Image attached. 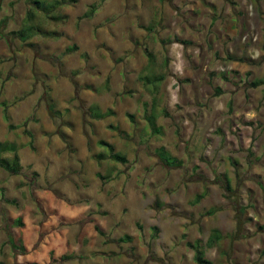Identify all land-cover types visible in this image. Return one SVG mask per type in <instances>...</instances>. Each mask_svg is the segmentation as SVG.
Instances as JSON below:
<instances>
[{
    "label": "rangeland",
    "instance_id": "374dc122",
    "mask_svg": "<svg viewBox=\"0 0 264 264\" xmlns=\"http://www.w3.org/2000/svg\"><path fill=\"white\" fill-rule=\"evenodd\" d=\"M256 81L264 0H0V264H264Z\"/></svg>",
    "mask_w": 264,
    "mask_h": 264
},
{
    "label": "trees",
    "instance_id": "16d2710c",
    "mask_svg": "<svg viewBox=\"0 0 264 264\" xmlns=\"http://www.w3.org/2000/svg\"><path fill=\"white\" fill-rule=\"evenodd\" d=\"M40 8H42L45 13V12H48L51 7L42 5V7ZM51 18H55V17L53 16ZM37 35L43 36V37L50 36V34L46 33V31H44L39 25H36L33 23V15L31 12H29L25 25L22 27L20 31H18V33H16V36L18 39L23 40L25 38H29V37L37 36ZM162 80H163V76H154V77L146 76L143 79L144 81L143 84L146 85V87L149 86V88H155L160 82H162ZM259 84H264V82L256 81V82L251 83L252 86H257ZM91 114L94 119H103L106 116H108V113H101L98 109L94 107L91 109ZM145 118H146V122L152 128V130L156 131L157 129H155L154 127V123H155L154 115L148 114L146 115ZM24 133L28 137H31V134L28 130H25ZM99 144L108 149L109 156L112 160L117 161V162H124L125 159L122 155H120L119 153H113L111 145L104 143V142H100ZM7 153H11L12 158L4 156V154H7ZM0 169H2L3 171L7 172L10 175L19 174L20 169H21L19 158L17 154L15 153V147L13 145H10V143H7V142H0ZM199 198L200 196L197 197V199H195V202H198ZM209 214H212V211ZM221 238H222V235L219 233V231L217 229H213L210 233V236L207 240L206 245L209 247H212L213 245L217 244L221 240ZM9 241H10V244L14 245L13 243L14 240L11 237H9ZM186 245L193 251H196V252L199 251L198 245L196 244L187 242ZM194 260L199 264H210L209 261L204 260L199 255L194 257Z\"/></svg>",
    "mask_w": 264,
    "mask_h": 264
}]
</instances>
